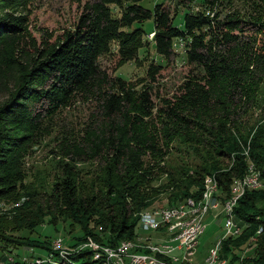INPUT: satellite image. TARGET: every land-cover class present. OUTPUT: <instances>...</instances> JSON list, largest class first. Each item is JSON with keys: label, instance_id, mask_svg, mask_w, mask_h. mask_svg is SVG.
<instances>
[{"label": "trees", "instance_id": "trees-1", "mask_svg": "<svg viewBox=\"0 0 264 264\" xmlns=\"http://www.w3.org/2000/svg\"><path fill=\"white\" fill-rule=\"evenodd\" d=\"M9 1L13 0H0V5ZM139 1L118 14L110 5L122 0L88 3L72 27L25 63L15 53L24 18L0 13V202H18L8 212L11 222L0 216V227H13L9 230L13 248L28 243L41 249L36 255L42 260L39 264H95L88 243L62 253L53 250L51 242L27 235L48 218L52 225L64 221L70 228L77 226L82 234L77 240L89 236L86 241L98 246H116L135 238L139 214L154 209L141 210L162 191L169 192L173 206L200 200L214 184L222 206L231 197L233 183L252 165L262 186L237 198L233 213L241 231L222 240L219 256L228 264H264V118L252 123L244 119L257 102L264 55L243 37L247 25L264 24L236 11L221 19L220 12L206 14L203 9L185 11L175 22L162 3L149 9ZM216 1L222 3H202L209 12ZM149 19L157 55L169 59L175 40H180L186 61L196 71L184 80L173 102L160 106L153 102L149 86L134 88L120 76L108 77L98 65L111 41L118 44L120 60L136 59L145 44L142 24ZM160 68V63L149 64L150 81H155ZM82 94L96 98L103 122L85 132L82 144L61 152L68 160L47 190L24 185V158L43 118ZM173 142L179 147L171 146ZM172 149L179 153L175 165L165 160ZM90 161L97 165L84 181L75 164ZM162 175L166 182L153 187L151 183ZM159 230L165 232L167 227Z\"/></svg>", "mask_w": 264, "mask_h": 264}, {"label": "rangeland", "instance_id": "rangeland-1", "mask_svg": "<svg viewBox=\"0 0 264 264\" xmlns=\"http://www.w3.org/2000/svg\"><path fill=\"white\" fill-rule=\"evenodd\" d=\"M93 1L95 0H13L1 4L0 13L11 17L20 16L24 18L21 27L24 31L20 35L19 42H17L16 55L25 63L35 55L37 49L43 48L45 45L51 46L65 29L73 26L85 5ZM132 1L134 0H122L120 4H111L110 8L114 14H118ZM219 2L216 1L213 10L208 12L209 7L205 6L202 0H191L187 3H181L179 0L139 1L142 6L149 9H152L156 3H162L163 7L169 10L170 15L174 17L175 22H180V18L185 11L203 9L206 14H212L213 11L220 12L221 19L225 14L236 11L246 19L258 17L261 21L259 23L264 24V0H221V4ZM142 27L145 32L143 34L145 44L138 50L136 59L120 60V54L117 53L118 44L116 41H111L107 50L99 55L98 65L108 77L120 76L134 88H140L143 84L149 86L153 102L157 106L167 100L173 102L176 96L180 95L184 80L196 74L194 65L186 61L180 40H175L174 54L167 60L162 59L155 52L151 41L154 28L152 19L144 21ZM245 28L243 37H248L253 50L264 55V29L261 32L255 29L264 28V25H261V27L247 25ZM150 63L161 64L160 71L155 75V81H150L147 76V68ZM259 77L261 80L257 90L259 95L256 105L249 107L248 113L244 116V119L249 123L261 117L264 118V76L259 72ZM102 122V113L97 106L96 98L86 94L76 96L68 106L45 116L36 131V141L34 140V144L29 148L24 158V185H31L39 189L41 187L40 191L47 190L61 174L62 162L68 160L61 155V152L70 148L71 144H82L85 132L95 130ZM171 146L179 147L175 142ZM184 150L182 149V151ZM175 152L177 150L172 149L171 155L165 159L169 158V163L172 162L173 165L178 162L176 156L179 153L176 154ZM180 157H185L184 152L180 154ZM146 160H149V157ZM75 165L78 168L80 177L87 181L90 174L95 171L97 163H93V161L78 162ZM209 180L208 178L207 182ZM165 182L166 177L162 175L151 184L153 187H159ZM168 194L169 192L162 191L151 206L141 211L171 206L168 202ZM217 196L220 197L218 193ZM16 205H18V202H0V216L6 219L8 223L12 221L11 214L9 215L8 212ZM222 213L221 208H213L203 213L205 229L199 236L197 246L200 252L202 250L205 253L208 245L209 250L217 235L220 234L222 220L215 218L222 217ZM47 219L27 236L38 239L39 242L44 240L47 244L51 242L52 249L62 253L64 250L65 252H74V250L85 247V243L91 246L93 252L96 249L97 244L94 241H86L89 236L81 241L77 240V237L82 235L77 226L70 228L64 221L52 225L47 223ZM174 225L175 222L171 226ZM8 226L10 225L6 224L4 228L0 227V244L4 246L3 249L0 248V264H32L33 260L36 259L35 257H37L36 255H39L42 250L27 242H25L27 244H21L22 247L18 244L17 248H13L14 244L10 243L12 239H9V230L12 226ZM136 231L140 236L151 235L153 240H156L155 236L159 237L158 239H168L170 237L168 236L170 231L157 232L153 229L144 228L139 223ZM22 234H27V231ZM58 239L61 240L60 243L55 244ZM8 241L9 243H7ZM28 250H32L33 253H28Z\"/></svg>", "mask_w": 264, "mask_h": 264}, {"label": "bare ground", "instance_id": "bare-ground-1", "mask_svg": "<svg viewBox=\"0 0 264 264\" xmlns=\"http://www.w3.org/2000/svg\"><path fill=\"white\" fill-rule=\"evenodd\" d=\"M257 173L259 172L256 171L252 165H250L248 168V172L246 173V180H255ZM259 177L260 179H262L260 173H259ZM261 186H262V180H261ZM244 187H245V177L236 180L232 186L231 197L222 206L220 205L221 203H219V201L216 202L215 205H209L208 203L204 202L209 200L210 192L213 193L215 191V185L212 184L209 187H207V189L202 195V198L198 201H195L194 199H187L183 202H180L179 204L170 207L158 208L152 211H143L139 214L140 225H141L140 223L141 220L164 216L173 210L181 209V212H185V213H175L173 214L171 221L164 222L159 226L151 227V229L157 232L158 231L161 232L159 230L161 227H165V228L169 227L173 221H177V226H176V230L174 231V235L173 232L172 235L169 233L171 236L168 239H158L159 237L155 236L154 238L156 240H153V237H151V235L140 236V234H137L133 240H123L118 245H116V247L127 248L128 251H130L132 254L147 255L148 258H152L153 264H174V258L165 255L168 254V247H162L159 246V244L162 242H172V241L183 242V235L180 234L182 230L183 233H190L193 231V239H198L199 241V236L203 233L205 229L203 213H206L207 211L213 208H221L223 212L222 217L215 218L222 220V224L220 226V234H221L224 216L229 214L234 215L233 213V207L235 205L234 203L236 202L237 198L243 193ZM246 190H255V189H246ZM192 200H193L192 207L190 210H188V205ZM198 221H199V226H196ZM142 227L147 228V226H142ZM220 234H218L217 237ZM230 236H236V235H230ZM216 239L214 240V242L216 241ZM214 242L211 244V246L214 244ZM252 244L245 251L251 250L253 246ZM197 246H198V242H197ZM208 247L209 245L206 247L207 249L204 254H201L198 247H196V254L199 260H202L204 258L207 251H208V255H210L204 258L200 262L197 261L196 264H223L226 261L225 259L220 258L219 254H215V247H210L209 250ZM95 248L96 249L94 250L92 255V257L97 260V263L95 264H116L113 256H111L109 252H97V250H115V246H102L99 248L96 245ZM28 253L32 254L33 251L28 250ZM41 261H42L41 259L37 258V264H39Z\"/></svg>", "mask_w": 264, "mask_h": 264}, {"label": "built area", "instance_id": "built-area-1", "mask_svg": "<svg viewBox=\"0 0 264 264\" xmlns=\"http://www.w3.org/2000/svg\"><path fill=\"white\" fill-rule=\"evenodd\" d=\"M245 177V187L246 189H256L261 187V179L259 177V173L256 174L255 180H246ZM193 200L188 205V210L192 207ZM209 205H215L217 201V193L210 192L209 200L204 201ZM236 204V202L234 203ZM175 213H185L179 210H173L169 212L167 215L160 217H153L151 219L141 220L140 223L142 226H147L148 229H151L152 226H159L164 222L171 221L173 214ZM196 226H199V221ZM241 231V226L235 221L234 215L229 214L224 216V221L222 225V233L217 237L216 241L211 247H215V254H220L221 241L230 235H238ZM183 235V242H162L159 246L168 247V255L169 257L174 258V264H196L197 261H200L196 254V247L198 239H193V231L190 233H183V230L180 232ZM60 239L55 241L56 243H60ZM97 252H109L111 256H113L116 264H153L152 258H148L147 255L141 254H132L128 251L127 248H117L115 246V250H97ZM63 253H65L63 251ZM208 251L204 258L208 257ZM203 258V259H204ZM202 259V260H203ZM37 264V258L33 260ZM33 264V263H32ZM223 264H227L225 261Z\"/></svg>", "mask_w": 264, "mask_h": 264}, {"label": "crops", "instance_id": "crops-1", "mask_svg": "<svg viewBox=\"0 0 264 264\" xmlns=\"http://www.w3.org/2000/svg\"><path fill=\"white\" fill-rule=\"evenodd\" d=\"M173 222H175V225L171 226ZM173 222L170 224L169 228H167V231H170L169 233H172V232H174L176 230L177 221H173ZM201 254H204V252H202V250H201Z\"/></svg>", "mask_w": 264, "mask_h": 264}]
</instances>
